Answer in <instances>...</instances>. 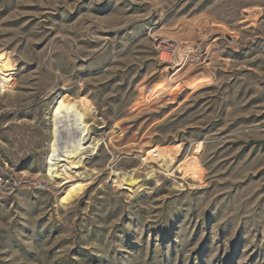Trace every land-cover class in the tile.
<instances>
[{
  "label": "rangeland",
  "instance_id": "rangeland-1",
  "mask_svg": "<svg viewBox=\"0 0 264 264\" xmlns=\"http://www.w3.org/2000/svg\"><path fill=\"white\" fill-rule=\"evenodd\" d=\"M0 52V264H264V0H0ZM62 96L98 147L69 206L44 171ZM198 144L201 184L178 170Z\"/></svg>",
  "mask_w": 264,
  "mask_h": 264
},
{
  "label": "bare ground",
  "instance_id": "bare-ground-1",
  "mask_svg": "<svg viewBox=\"0 0 264 264\" xmlns=\"http://www.w3.org/2000/svg\"><path fill=\"white\" fill-rule=\"evenodd\" d=\"M158 44L162 48L160 58L162 60H171V55L168 51H166L167 46H171V44L168 43V40L164 38ZM185 46L186 47L183 49L190 48L189 45ZM181 56V54H178V58L180 60L182 58ZM11 70H13V66L9 54L0 52V86L3 89L11 87L10 82L13 81L10 76ZM159 79L160 78L157 77L155 81ZM172 81L175 80L173 79ZM176 82H178V80H176ZM182 83L183 86L188 85L187 80L182 81ZM193 87H190V90H192ZM167 89V87L158 89L155 92L154 98L157 99L158 95L156 94L158 91L163 92L165 90L167 91ZM90 106L91 103L86 101L83 97L74 99L68 96H62L55 102L49 112L50 115L48 119L50 120V140L48 143V154L44 164V171L46 173V177H49L51 181L60 180L64 181V184H68L66 186L67 188L64 192H62L63 194L59 198V204L63 206H69L74 199L85 192L84 190L87 185H89V181L93 178V175L98 173L96 170H92V172L87 176H81L83 172L81 169L86 171L84 166L80 163L85 159V153L89 148H92L93 150L98 148L94 143L93 147H91V145H87L89 125L86 122V115L89 112ZM166 146H156L147 151L141 160L142 163L145 165L148 163L157 164L161 169V172L162 169H164V171H169L171 166L169 165V161H172L177 153L179 155L180 145ZM200 149L201 144H198L194 152L187 155L183 160H181L180 164H178L179 173H182L184 177L186 175L189 176V179L199 184L202 183L203 177V168L201 167L198 158ZM149 168H153V166L150 165ZM134 170L136 171L137 169ZM150 170L154 173V169ZM110 179L113 183H116L118 187L122 188L123 185H137L139 183L134 176L129 175V178L126 179V177L120 176V172L116 171L110 172Z\"/></svg>",
  "mask_w": 264,
  "mask_h": 264
},
{
  "label": "built area",
  "instance_id": "built-area-1",
  "mask_svg": "<svg viewBox=\"0 0 264 264\" xmlns=\"http://www.w3.org/2000/svg\"><path fill=\"white\" fill-rule=\"evenodd\" d=\"M0 181H1V179H0ZM25 182H26V181H23V180H20V181L17 182V183L14 182V188H17V187L21 186V184H25ZM63 182H64V181H62V185H65Z\"/></svg>",
  "mask_w": 264,
  "mask_h": 264
}]
</instances>
